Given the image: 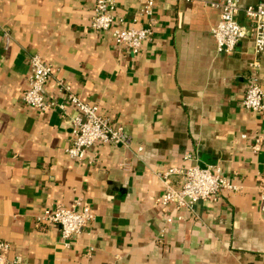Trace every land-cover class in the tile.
I'll use <instances>...</instances> for the list:
<instances>
[{
  "label": "crops",
  "instance_id": "0c3cea01",
  "mask_svg": "<svg viewBox=\"0 0 264 264\" xmlns=\"http://www.w3.org/2000/svg\"><path fill=\"white\" fill-rule=\"evenodd\" d=\"M99 0H0V241L24 264H264V113L243 107L253 43L217 53L215 0L157 1L152 41L134 55L112 32L91 29ZM255 7L264 0H241ZM127 27L138 0H116ZM243 25H249L244 14ZM11 40L7 43L5 34ZM54 69L46 96L58 106L25 105L30 59ZM259 80L264 87V54ZM122 126L131 149L96 145L71 159V119L57 83ZM242 135H247L242 139ZM142 149V152H138ZM191 156L192 159H187ZM219 165L238 186L194 212L158 207L165 193L158 173ZM128 168H125V166ZM180 189L182 176L172 178ZM80 200L95 215L69 248L55 225H38L46 209ZM171 220V222H168Z\"/></svg>",
  "mask_w": 264,
  "mask_h": 264
},
{
  "label": "built area",
  "instance_id": "2783aa9c",
  "mask_svg": "<svg viewBox=\"0 0 264 264\" xmlns=\"http://www.w3.org/2000/svg\"><path fill=\"white\" fill-rule=\"evenodd\" d=\"M139 11L134 19L137 24L141 19L147 25L136 28L127 27L126 21L117 13L116 0H99L94 8L91 29L95 32H112L117 46L125 47L134 55L139 54L144 45L151 42L154 34V9L157 1L188 3L198 0H138ZM206 4L217 9L220 13L219 22L213 30V37L217 45V53L227 56L233 55L239 44L250 39L253 43L254 58L250 63L252 76L249 78L243 107L246 111L255 114L264 113V87L259 80L261 57L264 54V4L255 7H242L241 0H215ZM244 14L249 25H243L239 16ZM7 43L11 37L5 34ZM54 78V69L38 54L30 59L29 87L23 93L22 101L26 106L41 112L54 111L58 106L46 96V85ZM65 104L73 106L77 114L71 119L72 145L66 149V154L75 160L81 159L92 147L100 145H114L131 149L133 138L122 126L114 125L109 116L101 115L95 105L84 103L76 96L71 88L63 81L57 83ZM246 139L247 135H242ZM264 137L254 140L253 151L259 152ZM138 152H142L139 149ZM187 159H192L188 156ZM125 168H128L126 165ZM164 186L165 193L156 200L158 207L173 206L176 210L194 212L196 204L216 201L223 191L238 192L239 187L231 184L222 175L219 165L200 167L193 165L187 169L169 168L158 173ZM183 177L180 189L173 185L172 178ZM261 213L264 216V188L261 194ZM95 221V215L89 206L77 200L69 208L57 206L46 209L37 217L38 225H55L60 228L61 238L66 248H69L74 237L82 234L85 229ZM171 222V220H168ZM11 246L0 241V264H24L21 257L10 259L8 257Z\"/></svg>",
  "mask_w": 264,
  "mask_h": 264
}]
</instances>
